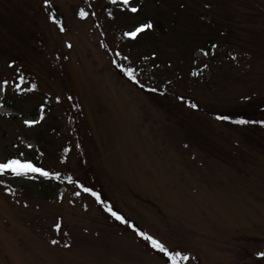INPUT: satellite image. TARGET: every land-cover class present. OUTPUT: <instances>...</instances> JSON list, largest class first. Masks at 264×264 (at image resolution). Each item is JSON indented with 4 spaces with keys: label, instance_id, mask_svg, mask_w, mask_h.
<instances>
[{
    "label": "rangeland",
    "instance_id": "1",
    "mask_svg": "<svg viewBox=\"0 0 264 264\" xmlns=\"http://www.w3.org/2000/svg\"><path fill=\"white\" fill-rule=\"evenodd\" d=\"M136 2L135 20L155 25L139 42L121 38L131 14L109 20L107 11L119 10L107 0H0V79L15 80L7 67L14 60L38 84L35 92L0 91V162L22 152L100 195L97 202L63 178L5 174L0 264H164L107 207L166 246L186 249L191 260L181 264H257L254 253L264 250V125L255 123L264 120V0ZM80 9L97 15L81 19ZM152 51L156 69L140 59ZM113 57L144 68L140 84L160 90L129 80ZM45 95L60 103L49 99L40 123L26 127L23 119H39Z\"/></svg>",
    "mask_w": 264,
    "mask_h": 264
},
{
    "label": "snow or ice",
    "instance_id": "2",
    "mask_svg": "<svg viewBox=\"0 0 264 264\" xmlns=\"http://www.w3.org/2000/svg\"><path fill=\"white\" fill-rule=\"evenodd\" d=\"M108 5H111L114 9L118 8L119 12L114 13L112 10L107 11V17L109 20H115L117 14H122L124 16H128L131 14V23H128L124 26V28L121 30V38L132 41V42H139L143 37L147 36V34L151 31H154L155 25L153 21L149 18H145L143 20H135V16H137L141 11V5L136 2V0H107ZM43 5L49 6L50 0H43ZM47 11L46 19L50 21L53 25L58 26L59 31L61 33L66 31L65 26L61 23L60 20L56 18L55 15L52 14L51 11H48L47 8L44 9ZM95 17L97 14L95 11H92L91 13L85 11L84 9H80L77 12V15L81 19L87 18L89 15ZM97 27H100L101 25L97 23ZM66 43V46L68 48H71L72 45L70 43ZM103 47H106V45H101ZM212 48H215L216 45L212 44ZM201 52H203V49H200ZM207 53H205L206 55ZM114 55L116 57H121L123 60H129V57L127 55H123L122 52L119 50H116L114 52ZM66 58V57H65ZM141 61L144 63L151 62V66L153 69L159 68L160 65L156 63L157 59V53L155 51H152L150 55L142 56ZM112 64L115 65L116 68L120 70L129 80L133 81L136 84H140V81L138 79V76L141 72L145 71L144 68H141L138 64L133 66L131 63L129 65H123L118 60H112ZM16 64V62L9 61L7 64V67L10 69H13V72L16 75L15 80H12L11 82L8 79H0V91L6 90V88L10 85L12 86L17 92H35L38 89V84L35 81H28L25 79L24 75L22 74V71L19 67H13ZM207 67V65H205ZM195 75V73H193ZM18 81V82H17ZM165 85H171V80H165ZM24 85V87H22ZM140 87H145L143 84H140ZM160 89L157 88H148V91L157 92ZM176 98L180 100L181 102L185 103L188 107L192 109L198 108V104L185 97L183 94H177ZM49 99H54L55 102L58 104L60 103V96H55L54 98H50L49 96L45 95L44 97V103H41L39 105V109L41 112V115L39 119L37 118H25L23 119L22 123L26 127L31 128L34 125H37L40 123V121L43 119V110L46 106V103ZM68 100H71L72 97L68 96ZM217 120H230L231 118L227 115H216L215 117ZM238 124H246L251 123L252 121H247L244 119H239L234 121ZM255 123H260L264 125V120L261 121H255ZM25 146L29 149L33 148V145L31 143H25ZM65 152L68 151L67 148L64 149ZM43 156V153L40 154ZM5 174H10L13 177H28L32 178L30 174H37L39 177L49 179V180H60L61 178L67 180L69 183L75 184L77 188L82 189L83 192L90 193L92 196H94L97 200V202H100V195L99 193L93 191L89 187H85L83 184H81L78 180H73L72 176L66 175L62 177L61 172L56 170H50L42 166H38L37 163L33 162L32 158H25L24 153H19L17 155H14L10 158H6L3 160V162H0V183H3V177ZM8 189H5L7 191ZM79 192L74 193V195H79ZM106 211L110 213L112 217L115 218V220L120 221L121 223H126L128 227H134L130 222L126 221L125 218L117 211H114L111 207H107ZM53 227L57 230L61 228L60 223H55ZM137 235H140L149 242L152 249L156 250L158 253H162L163 257L166 258L164 261V264H181L182 261L189 262L191 260V255L188 253L186 249L178 248V247H168L165 243L161 242V240L143 232V231H136ZM53 244L57 243L56 240L52 241ZM255 257L258 258L257 264H259V259H264V250L256 251L254 253Z\"/></svg>",
    "mask_w": 264,
    "mask_h": 264
},
{
    "label": "trees",
    "instance_id": "3",
    "mask_svg": "<svg viewBox=\"0 0 264 264\" xmlns=\"http://www.w3.org/2000/svg\"><path fill=\"white\" fill-rule=\"evenodd\" d=\"M103 43H104V41H103ZM204 50V49H203ZM110 51H111V49H110ZM207 51H203V53H204V56H205V53H206ZM112 60H116V58L115 57H113V59ZM114 65V64H113ZM145 88H149V87H145ZM129 222V221H128ZM131 223V222H130ZM132 224V223H131ZM133 225V224H132ZM131 228H135L136 230H138L135 226L134 227H131Z\"/></svg>",
    "mask_w": 264,
    "mask_h": 264
}]
</instances>
